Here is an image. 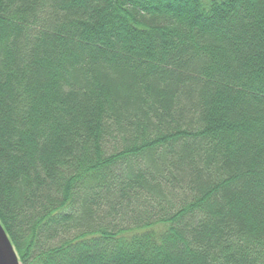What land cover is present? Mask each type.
Wrapping results in <instances>:
<instances>
[{
    "label": "trees",
    "instance_id": "obj_1",
    "mask_svg": "<svg viewBox=\"0 0 264 264\" xmlns=\"http://www.w3.org/2000/svg\"><path fill=\"white\" fill-rule=\"evenodd\" d=\"M0 223L21 264H264V0H0Z\"/></svg>",
    "mask_w": 264,
    "mask_h": 264
},
{
    "label": "water",
    "instance_id": "obj_2",
    "mask_svg": "<svg viewBox=\"0 0 264 264\" xmlns=\"http://www.w3.org/2000/svg\"><path fill=\"white\" fill-rule=\"evenodd\" d=\"M0 264H21L16 251L0 223Z\"/></svg>",
    "mask_w": 264,
    "mask_h": 264
}]
</instances>
